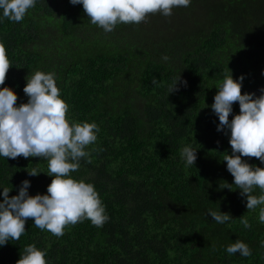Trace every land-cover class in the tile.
Instances as JSON below:
<instances>
[{"label": "trees", "instance_id": "16d2710c", "mask_svg": "<svg viewBox=\"0 0 264 264\" xmlns=\"http://www.w3.org/2000/svg\"><path fill=\"white\" fill-rule=\"evenodd\" d=\"M0 43L12 65L0 88H11L17 105L27 102V75L53 72L69 120L99 127L86 149L91 163L82 158L71 176L94 185L109 216L101 228L84 220L61 237L28 220L18 241L0 246V264H16L29 244L46 252L47 264H264L260 208L248 211L239 190L225 187L233 184L221 161L231 154L229 134L216 130L210 107L228 69L234 80L245 77L242 94L264 88V0H191L169 17L150 14L110 33L82 5L36 0L19 23L0 10ZM178 75L179 90L170 93ZM236 114L238 103L229 120ZM189 145L197 149L194 166L181 156ZM33 168L40 174L30 176ZM47 174L44 158L0 157V192L17 195L28 180L29 195L46 194ZM210 210L233 218L216 223ZM236 240L250 256L226 252Z\"/></svg>", "mask_w": 264, "mask_h": 264}, {"label": "clouds", "instance_id": "9594fccd", "mask_svg": "<svg viewBox=\"0 0 264 264\" xmlns=\"http://www.w3.org/2000/svg\"><path fill=\"white\" fill-rule=\"evenodd\" d=\"M72 5H82L83 11L93 25L105 33L112 32L117 24H140L150 14L172 15L177 7L190 6L191 0H69ZM36 0H0L3 18L21 22ZM167 61L169 57L163 56ZM12 67L7 50L0 43V85H4L6 74ZM264 75V72H262ZM28 76V75H27ZM26 76V77H27ZM23 92L26 103L17 105L18 96L9 87L0 88V157L16 159L23 157L44 158L48 162V176L52 177L46 194L29 195L30 182L23 180L18 194L9 196L12 188H3L0 196V246L18 241L25 233L26 222L32 220L35 227L56 237L64 235L69 225L89 220L97 228L103 227L109 216L105 212L99 193L91 183L72 178L71 173L80 168V160L89 158L86 151L97 141L100 131L95 122H75L68 118L69 105L61 98L56 85L55 73L36 71L27 78ZM241 75L236 80L228 69L215 87L211 109L218 117V132L227 130L231 154L227 151L221 161L233 177V184L226 186L232 191L234 185L246 200L248 211L259 210V221L264 223V167L247 163L242 157L256 158L264 164V88L260 95L241 91ZM180 76L170 87V93L178 91ZM186 84V81H181ZM156 84L154 78L152 81ZM238 103L239 114L233 112ZM205 107H208L205 104ZM204 108V107H203ZM197 149L190 145L182 149L181 156L188 166H194ZM91 163V159L87 160ZM30 176L40 174L35 168L27 171ZM255 189L260 190L255 195ZM216 223L223 224L233 217L229 213L210 210L207 213ZM245 228L251 225L247 218L240 217ZM230 255H251L247 244L236 240L226 248ZM46 252L35 244L24 247L16 264H47Z\"/></svg>", "mask_w": 264, "mask_h": 264}]
</instances>
